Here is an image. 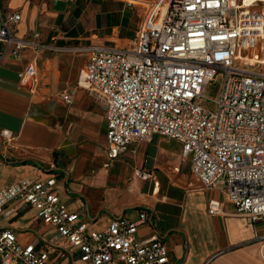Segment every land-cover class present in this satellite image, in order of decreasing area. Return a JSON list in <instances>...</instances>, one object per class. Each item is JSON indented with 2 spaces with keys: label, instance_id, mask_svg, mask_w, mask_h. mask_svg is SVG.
I'll list each match as a JSON object with an SVG mask.
<instances>
[{
  "label": "built area",
  "instance_id": "obj_1",
  "mask_svg": "<svg viewBox=\"0 0 264 264\" xmlns=\"http://www.w3.org/2000/svg\"><path fill=\"white\" fill-rule=\"evenodd\" d=\"M118 1L142 10L134 36L124 44L73 48L17 39L13 28L21 15L4 14L0 7V64L3 47L11 44L15 52L30 49L38 56L87 52L79 86L106 108V166L134 144L155 137L178 141L205 190L221 188L238 216L264 224V0ZM20 84L40 90L36 58L21 73ZM62 98L73 99L70 92ZM1 134L12 138L8 130ZM58 183L52 176L0 189V215L34 209L66 242L60 258L76 248L80 264H174L161 236H138L147 212L89 231L82 215L62 201ZM223 205L210 200L208 211L219 215ZM54 244L53 239L44 246L23 244L14 230H2L0 264H56Z\"/></svg>",
  "mask_w": 264,
  "mask_h": 264
},
{
  "label": "crops",
  "instance_id": "obj_2",
  "mask_svg": "<svg viewBox=\"0 0 264 264\" xmlns=\"http://www.w3.org/2000/svg\"><path fill=\"white\" fill-rule=\"evenodd\" d=\"M110 1L1 0L0 7L4 14L21 15L13 28L19 40L72 48L124 44L134 36L142 10L118 0L110 7ZM130 12L135 15L133 30L127 25ZM15 50V44L3 47L0 64V189L24 179L55 176L62 201L82 215L89 231H104L119 217L136 220L145 211L148 219L138 236H161L174 264H264L263 222L238 216L221 188L205 190L178 141L167 139L172 144L162 151L154 146L156 156L149 148L162 137L134 144L106 166V108L77 86L87 52L45 51L38 56L30 49ZM34 58L41 88L32 92L21 86L20 75ZM67 92L71 103L62 98ZM3 130L12 138H4ZM140 172L151 177L144 179ZM219 190L221 200L216 198ZM210 200L224 202L219 215L209 213ZM5 229L14 230L23 244L44 246L53 239L56 264H80L76 248L60 258L66 242L34 209L0 215V231Z\"/></svg>",
  "mask_w": 264,
  "mask_h": 264
},
{
  "label": "rangeland",
  "instance_id": "obj_3",
  "mask_svg": "<svg viewBox=\"0 0 264 264\" xmlns=\"http://www.w3.org/2000/svg\"><path fill=\"white\" fill-rule=\"evenodd\" d=\"M1 1V0H0ZM116 1H114V0H111L107 5H110V7L111 6H117V3H115ZM140 10V9H139ZM134 18H135V15H133L131 12L130 13H128V15H127V25L129 24L130 26H132V30L134 29V23H135V21H134ZM132 33V32H131ZM77 86H79V79H78V81H77ZM80 87V86H79ZM80 88H82V87H80ZM88 92V91H87ZM88 94H90L89 92H88ZM93 97V96H92ZM94 98V97H93ZM166 139V140H165ZM170 143L171 142H168V140H167V138H161V139H158V140H156V142H154L153 144H151L150 145V148H149V152L152 154V155H155L156 156V152H158V149H156V147H154V146H158V147H160L159 148V150H161L162 151V148H170ZM172 144V143H171ZM153 150L155 151V153H152L153 152ZM143 172H141V174H142ZM216 198L218 199V200H221L222 199V194H221V191L219 190V191H217V193H216Z\"/></svg>",
  "mask_w": 264,
  "mask_h": 264
}]
</instances>
